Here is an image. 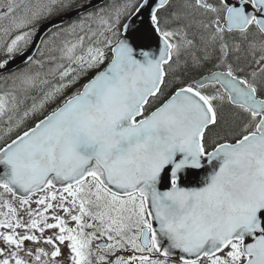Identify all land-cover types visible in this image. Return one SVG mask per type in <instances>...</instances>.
Here are the masks:
<instances>
[{
    "label": "snow or ice",
    "instance_id": "snow-or-ice-1",
    "mask_svg": "<svg viewBox=\"0 0 264 264\" xmlns=\"http://www.w3.org/2000/svg\"><path fill=\"white\" fill-rule=\"evenodd\" d=\"M0 264H264V0H0Z\"/></svg>",
    "mask_w": 264,
    "mask_h": 264
},
{
    "label": "water",
    "instance_id": "water-1",
    "mask_svg": "<svg viewBox=\"0 0 264 264\" xmlns=\"http://www.w3.org/2000/svg\"><path fill=\"white\" fill-rule=\"evenodd\" d=\"M96 3H98V1ZM17 64H20L19 59L17 60L16 64H12V65H10V67L11 68H15L17 66Z\"/></svg>",
    "mask_w": 264,
    "mask_h": 264
},
{
    "label": "rangeland",
    "instance_id": "rangeland-1",
    "mask_svg": "<svg viewBox=\"0 0 264 264\" xmlns=\"http://www.w3.org/2000/svg\"><path fill=\"white\" fill-rule=\"evenodd\" d=\"M65 251H67V250L65 249Z\"/></svg>",
    "mask_w": 264,
    "mask_h": 264
},
{
    "label": "trees",
    "instance_id": "trees-1",
    "mask_svg": "<svg viewBox=\"0 0 264 264\" xmlns=\"http://www.w3.org/2000/svg\"><path fill=\"white\" fill-rule=\"evenodd\" d=\"M82 83H83V81H82ZM31 123V122H30Z\"/></svg>",
    "mask_w": 264,
    "mask_h": 264
}]
</instances>
